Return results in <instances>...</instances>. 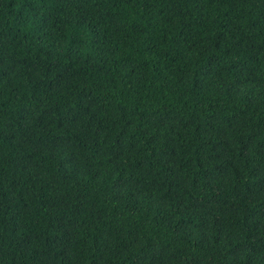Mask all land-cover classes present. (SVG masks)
<instances>
[{"label":"trees","instance_id":"trees-1","mask_svg":"<svg viewBox=\"0 0 264 264\" xmlns=\"http://www.w3.org/2000/svg\"><path fill=\"white\" fill-rule=\"evenodd\" d=\"M0 264H264V0H0Z\"/></svg>","mask_w":264,"mask_h":264}]
</instances>
